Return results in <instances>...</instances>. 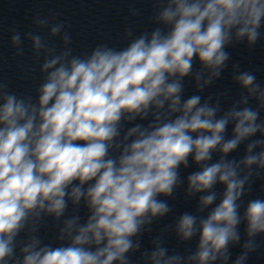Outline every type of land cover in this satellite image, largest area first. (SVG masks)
Listing matches in <instances>:
<instances>
[{"label": "clouds", "instance_id": "1", "mask_svg": "<svg viewBox=\"0 0 264 264\" xmlns=\"http://www.w3.org/2000/svg\"><path fill=\"white\" fill-rule=\"evenodd\" d=\"M150 3L154 27L137 34L141 11L130 8L122 47L75 52L70 26L52 11L37 10L23 38L10 29L14 56L28 41L41 78L35 96L0 79V264H135L136 253L138 264H247L261 247L264 198H244L264 181V85L237 62L230 107L227 91L203 93L229 67L230 48L264 41V0ZM181 189L195 211L142 250ZM48 218L55 246L40 236ZM168 234L179 245L196 239L195 250L170 253Z\"/></svg>", "mask_w": 264, "mask_h": 264}]
</instances>
